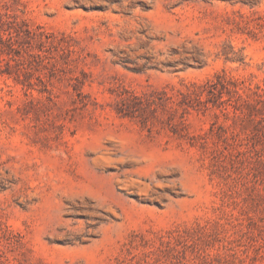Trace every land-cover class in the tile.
I'll list each match as a JSON object with an SVG mask.
<instances>
[{
  "label": "rangeland",
  "instance_id": "374dc122",
  "mask_svg": "<svg viewBox=\"0 0 264 264\" xmlns=\"http://www.w3.org/2000/svg\"><path fill=\"white\" fill-rule=\"evenodd\" d=\"M0 264H264V0H0Z\"/></svg>",
  "mask_w": 264,
  "mask_h": 264
}]
</instances>
